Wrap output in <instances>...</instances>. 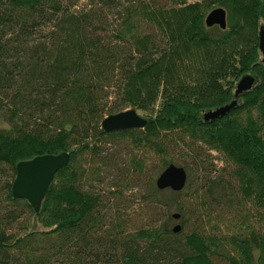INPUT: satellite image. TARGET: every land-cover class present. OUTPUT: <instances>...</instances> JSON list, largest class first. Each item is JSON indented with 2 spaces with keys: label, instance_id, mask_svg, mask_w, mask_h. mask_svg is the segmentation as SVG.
<instances>
[{
  "label": "trees",
  "instance_id": "1",
  "mask_svg": "<svg viewBox=\"0 0 264 264\" xmlns=\"http://www.w3.org/2000/svg\"><path fill=\"white\" fill-rule=\"evenodd\" d=\"M81 1L0 0V264H264V0ZM216 8L225 30L204 24ZM246 75L255 83L235 99ZM128 109L144 129H101ZM119 138L122 163L107 147ZM170 148L186 150L179 193L156 187ZM61 153L69 162L37 212L12 197L18 163ZM194 175L200 213L173 234L172 209L183 216L179 195ZM105 182L135 192L137 230L118 211L108 218L96 189ZM223 221L234 230L226 236Z\"/></svg>",
  "mask_w": 264,
  "mask_h": 264
},
{
  "label": "water",
  "instance_id": "2",
  "mask_svg": "<svg viewBox=\"0 0 264 264\" xmlns=\"http://www.w3.org/2000/svg\"><path fill=\"white\" fill-rule=\"evenodd\" d=\"M226 17V11L223 8H216L205 16L204 24L207 28L217 26L221 30H225L227 26ZM258 49L262 56L261 63L264 65V25L258 31ZM254 83L255 78L253 76H243L236 84L234 98L237 99L242 94L248 93ZM234 107L235 103H230L205 111L203 120L205 122L218 120L226 116ZM147 123V120L135 110L128 109L105 117L101 122V129L109 134L112 132L144 129ZM68 162L69 155L61 153L59 155L38 156L29 161L18 163L11 187L12 197L26 200L31 208L37 212L55 174L66 167ZM187 179L188 175L183 167L170 164L158 175L156 187L160 191L170 190L179 193L185 189ZM171 218L174 221H178L180 215L172 213ZM180 231V224L172 227L173 234H178Z\"/></svg>",
  "mask_w": 264,
  "mask_h": 264
},
{
  "label": "rangeland",
  "instance_id": "3",
  "mask_svg": "<svg viewBox=\"0 0 264 264\" xmlns=\"http://www.w3.org/2000/svg\"><path fill=\"white\" fill-rule=\"evenodd\" d=\"M82 0L81 3H83ZM109 149L113 152L116 153L117 161L119 163H122L123 161L126 162L127 160V153H128V143L125 139L119 138L118 140H115L114 142L110 143V145H107ZM118 151L119 153H117ZM206 157L210 162L212 161L214 164L218 165V168H221L224 164L223 162V157L217 154L214 151H209L205 153ZM186 156V150L182 149L180 150L179 148H170L169 153L167 154L166 158L170 160L174 165L177 166H183L185 163H187V158ZM144 159H148V162H152V160H156L155 156L149 155L146 157H143ZM152 167H155L152 165ZM199 181L197 179V176H193V179L190 182V188L189 190H185L184 193H181L179 195L182 199V214L181 218L178 221L172 220L171 222V227H173L176 224H180L182 228L184 229L183 233H187L190 231V229L194 228V225L191 226L190 222H194L193 218L197 217L200 212L194 207L196 204H198L199 200L196 202V197L193 194H196L195 191L198 190L199 186ZM234 184V183H233ZM96 189H100L104 191V196H105V213H107L108 218L111 216H114V213L118 211L122 216L123 221L126 223V231L128 233L133 232L134 230H137L139 226L143 224L142 221H135L134 219L136 218V215H134L137 211L138 208L142 205L138 204L137 201L134 199V194L135 192L133 190H128L125 189L123 190V193L121 195L118 194V192H115L114 188H109L108 183L105 182L102 185H99L96 187ZM136 190V189H135ZM197 207V206H196ZM159 210V209H158ZM156 210V211H158ZM250 210V208H249ZM165 212L164 209H160V215H163ZM172 212H177L175 208L172 209ZM221 211L223 215V218H230L232 220L233 214L227 215L228 212ZM218 213V214H219ZM181 214V215H182ZM187 218H190L191 221L187 222ZM183 221V223H182ZM221 234H224L223 236H226V234L233 232L232 227L226 222L223 221V226L221 228ZM206 233H209L208 227L203 229ZM217 264H226L225 262L217 261Z\"/></svg>",
  "mask_w": 264,
  "mask_h": 264
}]
</instances>
